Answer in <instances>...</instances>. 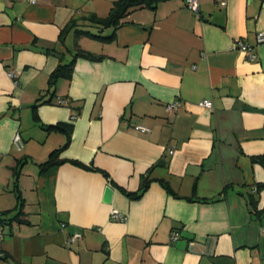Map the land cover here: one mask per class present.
I'll use <instances>...</instances> for the list:
<instances>
[{
  "label": "crops",
  "instance_id": "0c3cea01",
  "mask_svg": "<svg viewBox=\"0 0 264 264\" xmlns=\"http://www.w3.org/2000/svg\"><path fill=\"white\" fill-rule=\"evenodd\" d=\"M112 1L0 0V211L14 209L0 215V264H264V0H158L89 29L110 40H75ZM78 49L99 57L76 56L44 101Z\"/></svg>",
  "mask_w": 264,
  "mask_h": 264
},
{
  "label": "trees",
  "instance_id": "16d2710c",
  "mask_svg": "<svg viewBox=\"0 0 264 264\" xmlns=\"http://www.w3.org/2000/svg\"><path fill=\"white\" fill-rule=\"evenodd\" d=\"M158 0H113L112 4L109 8L108 13L105 16H98L96 14H90L87 16V23L89 26H95L101 29L103 28H108V27H115L120 19L123 17L124 14L128 12L129 9L140 6V5H147V6H153ZM75 23L67 24V27L63 28V32L60 33V36H64L66 32L68 31L69 28H73ZM81 24H78L77 27L73 28V36L74 39L77 40L81 35H87L91 38L99 39V40H110L112 38V35H109L107 37H104L103 35L92 32L91 30L87 28H81L79 27ZM256 42V41H255ZM249 45V44H248ZM251 46V45H249ZM253 47V46H251ZM253 49V48H252ZM254 51V50H253ZM244 52V51H243ZM245 53V52H244ZM246 54V53H245ZM83 56V57H88L89 59H96L99 57L96 54H93L89 51L78 49L73 55L72 58L66 62V63H58L56 67L50 72L48 76V86L46 88V93L49 95L48 98L44 101H48L50 97L54 95L55 92V81L57 78L62 77V78H70L72 76V71H73V64L75 61L76 56ZM63 99H59L58 103L62 102ZM55 128L59 130H65L68 131L71 128V124L68 122H58L55 123L54 125ZM23 140V139H22ZM59 149H54L48 156V158L42 162L39 163V170L40 172H43L46 170L48 167L54 165V163L59 162L57 158V153ZM262 163H264V155L260 157ZM21 162V161H20ZM18 167L14 169V187L16 189V197L19 198L20 200V195H19V190H18V185H17V176H18ZM141 188L140 192L145 189V187L148 184L147 179H143L141 183ZM140 192L133 193V196H138ZM132 195V194H131ZM19 203H21L19 201ZM12 210L14 209H6L3 211H0V215H8ZM19 210V209H18ZM19 213V212H17ZM16 213V214H17ZM13 218V217H12ZM11 219V217H9ZM3 258H6V255H0Z\"/></svg>",
  "mask_w": 264,
  "mask_h": 264
},
{
  "label": "built area",
  "instance_id": "2783aa9c",
  "mask_svg": "<svg viewBox=\"0 0 264 264\" xmlns=\"http://www.w3.org/2000/svg\"><path fill=\"white\" fill-rule=\"evenodd\" d=\"M31 1H33V0H31ZM185 4L192 11H198V6H199L198 0H185ZM255 41H256V43L264 42V31H256L255 32ZM232 47L236 48L239 51H244L246 53V56L249 59H253L256 57V53L253 51L252 47L249 46L247 43H245V41L242 38L234 39L232 42ZM7 75L13 79V82L15 84L17 83L16 74L14 73V71L8 70ZM199 103H200V105H202L206 108H210L212 106V102L209 98H202ZM176 105H177L176 101L167 102L164 105V109L167 111H173L176 108ZM135 128L142 130V131L147 130V127L144 125H141V124H136ZM12 143L16 149L20 150L22 148L23 140H22V137L20 136L19 132L14 133V135L12 137ZM109 217L112 219L122 220L125 217V213L122 211H119L118 209L112 208L110 210ZM262 231H264V227H262ZM79 235H80V233H74L69 237V239L74 240ZM176 237H177V232H175V231L172 232L170 235V238L174 240V239H176Z\"/></svg>",
  "mask_w": 264,
  "mask_h": 264
},
{
  "label": "rangeland",
  "instance_id": "374dc122",
  "mask_svg": "<svg viewBox=\"0 0 264 264\" xmlns=\"http://www.w3.org/2000/svg\"><path fill=\"white\" fill-rule=\"evenodd\" d=\"M99 1H102V0H96V7L99 9V10H103L104 11V8L103 9H101L100 8V2ZM79 27H83V28H87V29H95V27H93V26H89V25H85V24H81ZM67 41L69 42V47H72L73 46V44H72V42H70V38L69 39H67ZM88 42H84V40L81 42L82 43V46H88L89 48H90V46H93V45H96V42L95 41H93V40H87ZM67 42V43H68Z\"/></svg>",
  "mask_w": 264,
  "mask_h": 264
},
{
  "label": "water",
  "instance_id": "95a60500",
  "mask_svg": "<svg viewBox=\"0 0 264 264\" xmlns=\"http://www.w3.org/2000/svg\"><path fill=\"white\" fill-rule=\"evenodd\" d=\"M56 54V53H54ZM58 55V54H57ZM160 162V161H159ZM112 195V187L110 185H106L104 187V195H103V200L109 201Z\"/></svg>",
  "mask_w": 264,
  "mask_h": 264
}]
</instances>
